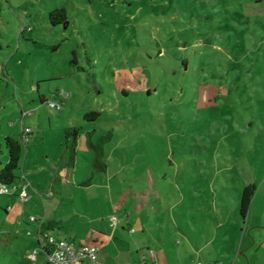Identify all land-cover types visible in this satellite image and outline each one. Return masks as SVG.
<instances>
[{
	"label": "rangeland",
	"instance_id": "rangeland-1",
	"mask_svg": "<svg viewBox=\"0 0 264 264\" xmlns=\"http://www.w3.org/2000/svg\"><path fill=\"white\" fill-rule=\"evenodd\" d=\"M55 8L66 24L49 21ZM64 128L81 133L80 177L90 170L86 131L94 142L111 133L104 157L125 188L110 196L116 216L150 181L166 212L180 184L207 200L210 181L245 178L249 166L262 174L264 0H0V169L5 135L29 138L28 168L60 159ZM22 226L18 236L0 230V264H33L34 233Z\"/></svg>",
	"mask_w": 264,
	"mask_h": 264
},
{
	"label": "crops",
	"instance_id": "crops-1",
	"mask_svg": "<svg viewBox=\"0 0 264 264\" xmlns=\"http://www.w3.org/2000/svg\"><path fill=\"white\" fill-rule=\"evenodd\" d=\"M21 134L5 136L19 137ZM80 135L78 132L72 160L68 158L69 140L65 137L60 159L46 154L43 163L35 165L32 162L28 168L24 167L25 160L17 181L13 182L17 190L6 199L0 198L8 225L5 229L0 226L1 232L17 235L23 222L24 228L34 233L27 245L28 253L36 251L31 260L33 264H47V249L44 240L36 235L40 230L36 221H25L23 216L43 217V224L49 223L51 227L40 231L48 232L55 239H65L76 245H97V260L101 264H140L142 259L148 258V249L156 253L155 259L150 260L152 264H264V172L256 173L259 166L243 168L247 177L239 180L228 176V182L210 181L206 191L212 195L207 200L199 187L190 192L183 190L180 184L176 187L179 195L174 196V202L165 197L168 200H165L168 208L164 205L166 212L159 210L157 203L161 204V200L156 192L149 191L150 181V185L132 193L135 204L126 207L128 201H124L122 214L115 215L117 222L112 225L110 217L114 216L116 207L110 196L113 191L125 193L124 182L117 177L121 170L110 174V164L104 157L106 170L94 171L91 165L94 153L89 147V173L85 177L78 176ZM24 180L30 182V189L27 188L28 198L20 200L18 191ZM244 191L251 196L246 215L242 216L240 205ZM27 207L33 213L27 211ZM155 213L165 219V227L158 224ZM154 221V225H158L156 229ZM132 224L137 231L133 232Z\"/></svg>",
	"mask_w": 264,
	"mask_h": 264
},
{
	"label": "trees",
	"instance_id": "trees-1",
	"mask_svg": "<svg viewBox=\"0 0 264 264\" xmlns=\"http://www.w3.org/2000/svg\"><path fill=\"white\" fill-rule=\"evenodd\" d=\"M49 21L55 25L59 23H67L66 11L64 8H55L48 13ZM97 112H89L85 114V118L89 116H96ZM87 141L86 144L93 150L94 157L92 160V168L94 171H105L107 167V163L104 159V148L103 144L108 140L111 136V133H106L105 135H100L97 137L96 142L92 140L91 132H86ZM71 135V136H70ZM78 130L76 128L73 129H65V137L68 139V152L69 159H73L75 153V147L77 142ZM4 146L7 151V160L3 167L0 169V183L4 184H12L15 179L18 178L16 175V171L20 168L21 160L23 158V149L25 147L23 141V133L19 137L14 136H4ZM251 193L244 191L242 195L241 205H240V213L242 216L246 215L247 206L249 203ZM51 227V224H43L41 229H48ZM47 264H49L47 262Z\"/></svg>",
	"mask_w": 264,
	"mask_h": 264
},
{
	"label": "built area",
	"instance_id": "built-area-1",
	"mask_svg": "<svg viewBox=\"0 0 264 264\" xmlns=\"http://www.w3.org/2000/svg\"><path fill=\"white\" fill-rule=\"evenodd\" d=\"M51 106H55L60 108V104L52 103ZM29 130V129H28ZM23 141L27 143L29 141L28 137H25L23 133ZM13 184V183H12ZM30 185V182L24 180L23 183L19 187L18 197L21 200H26L28 198L27 187ZM17 190V185L13 184L12 188L8 187V184L0 183V194H10ZM30 220L32 222H37L38 227L41 230V226L43 225V217L36 218L34 216H30ZM110 222L112 225H115L117 222V217L111 216ZM39 229L36 232V235L39 239L44 240V246L47 249V262L49 264H101L97 260V246L88 245V244H80L76 245L65 239H55L54 236L49 234L46 231H40ZM148 258H144L141 260L140 264H152V261L156 257V253L153 249H148ZM36 251L32 253L30 256L32 259L35 258ZM195 264H201L200 262H196Z\"/></svg>",
	"mask_w": 264,
	"mask_h": 264
}]
</instances>
